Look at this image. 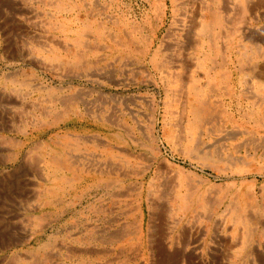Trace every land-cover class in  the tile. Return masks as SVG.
<instances>
[{"label":"rangeland","instance_id":"obj_1","mask_svg":"<svg viewBox=\"0 0 264 264\" xmlns=\"http://www.w3.org/2000/svg\"><path fill=\"white\" fill-rule=\"evenodd\" d=\"M161 1L0 0V264H264V0Z\"/></svg>","mask_w":264,"mask_h":264},{"label":"bare ground","instance_id":"obj_2","mask_svg":"<svg viewBox=\"0 0 264 264\" xmlns=\"http://www.w3.org/2000/svg\"><path fill=\"white\" fill-rule=\"evenodd\" d=\"M213 1V0H212ZM244 1V0H243ZM243 1H241L242 3H243V5H242V7H243V9H242V13L244 14L246 11H248V10H250V6L249 5H247L245 2H243ZM225 2V1H224ZM212 4V3H211ZM214 4V3H213ZM264 4V3H263ZM157 7H158V9H159V11H160V13H162V9H163V7H164V5H163V3H162V1L161 0H157ZM226 8L224 7H219L218 8V10H217V13L216 14H211L212 16H210V18H211V20L210 21H208V22H206V23H204V25H203V30L205 29L206 31L208 30H218V29H220L221 28V26H222V24H223V22H224V19H223V16H221V14H223V13H227V10H225ZM223 10V11H222ZM256 10V9H255ZM218 11H219V15H218ZM221 11V12H220ZM253 11V10H252ZM210 14V13H209ZM252 15V14H251ZM208 17V16H207ZM229 23V22H228ZM248 24V23H247ZM214 32V31H213ZM230 33H232V32H230L229 31V34ZM215 34H217V33H215ZM210 35V34H209ZM224 35V34H223ZM217 37V36H216ZM219 37V36H218ZM229 37H231V36H229ZM224 39V38H223ZM234 39V38H233ZM210 40V39H209ZM217 40V39H216ZM220 41V40H219ZM263 41V40H262ZM218 43V42H217ZM231 43V42H230ZM260 43H261V41H260ZM263 43H264V41H263ZM219 44V43H218ZM175 45V44H174ZM199 45V44H198ZM211 45V44H210ZM225 45H227V44H225ZM230 44H228V46H229ZM253 45H255L256 46V48H255V51L253 50L252 52H257L258 54H261V52H262V50L259 48V46H258V44H257V42L256 43H254L253 42ZM217 46V45H216ZM258 46V47H257ZM215 48V47H214ZM218 48V47H217ZM220 48V47H219ZM222 50H224V49H222ZM221 50V51H222ZM210 54H207L209 57H210V60H211V55H217L218 53H219V51H217V50H214V49H210ZM227 51V50H226ZM223 52V51H222ZM201 55H203V54H201ZM246 55V54H245ZM248 55H250V54H248ZM252 55V54H251ZM219 56H221V54L219 53ZM213 57V56H212ZM245 58V57H244ZM201 59V58H200ZM243 59V58H242ZM248 59V58H247ZM246 59V60H247ZM207 60V59H206ZM210 60H207L208 62H210ZM215 60H217V59H215ZM214 62V61H213ZM212 62V63H213ZM218 62V61H217ZM224 62V61H223ZM211 63V64H212ZM221 64H222V62H220ZM214 64V63H213ZM215 64H217V63H215ZM224 65V64H223ZM208 65H203L202 66V68H203V71L205 70V73L206 74H208L209 73V68L207 67ZM220 67V65L218 66V68ZM201 68V67H200ZM199 68V69H200ZM216 68V67H215ZM217 68V69H218ZM220 68H222V67H220ZM206 69H208V71H206ZM243 69V68H242ZM219 70V69H218ZM210 71H212V70H210ZM242 71V70H241ZM246 71V70H245ZM218 72V71H217ZM215 73V72H214ZM220 73H221V71H220ZM242 73V72H241ZM248 74V73H247ZM253 74V73H252ZM256 74V73H255ZM254 74V75H255ZM258 74V73H257ZM262 74V73H261ZM224 76H226L225 74H223ZM222 75V76H223ZM259 75V74H258ZM258 75H256V77L258 76ZM208 77V76H207ZM221 77V76H220ZM222 78H224V77H222ZM221 78V79H222ZM258 78L260 79V78H262V81L260 82V86L261 85H263L264 84V77L263 76H261V77H259L258 76ZM224 80V79H223ZM222 80V81H223ZM258 83V82H257ZM264 86V85H263ZM191 90H192V88H191ZM194 90H195V88H194ZM193 90V91H194ZM197 91V90H196ZM195 92V91H194ZM200 102V101H199ZM202 102V101H201ZM202 104H205V103H202ZM202 104H200V103H198V107L197 108H194L193 109V112H194V114H196V116L197 115H199V110L201 111L202 110V108L204 107ZM198 119V118H197ZM198 123V122H197ZM194 151V150H193ZM122 154V153H121ZM126 155V154H125ZM122 156V155H121ZM113 174V173H112ZM179 179L182 181V182H184L185 181V178H184V176L183 175H179ZM186 182V181H185ZM200 184V183H199ZM209 190H210V188H208ZM189 199H191V194L188 192V194H186L185 196H183V197H180L179 198V202H180V204H181V206L182 207H184L185 205H186V203L189 201ZM236 215V214H235ZM244 220V221H243ZM242 221L243 222H246L247 221V219L245 218V219H243V217H242ZM252 224V223H251ZM256 225H257V223H255ZM262 226V225H261ZM246 228V227H245ZM246 235V234H245Z\"/></svg>","mask_w":264,"mask_h":264}]
</instances>
